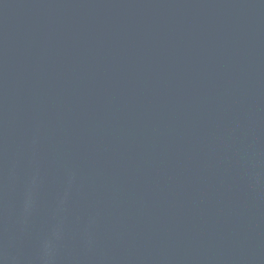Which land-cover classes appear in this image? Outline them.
<instances>
[{
  "label": "water",
  "instance_id": "water-1",
  "mask_svg": "<svg viewBox=\"0 0 264 264\" xmlns=\"http://www.w3.org/2000/svg\"><path fill=\"white\" fill-rule=\"evenodd\" d=\"M0 264H264V0H0Z\"/></svg>",
  "mask_w": 264,
  "mask_h": 264
}]
</instances>
